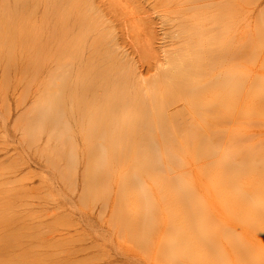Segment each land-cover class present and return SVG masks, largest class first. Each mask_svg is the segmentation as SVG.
<instances>
[{
	"label": "bare ground",
	"instance_id": "bare-ground-1",
	"mask_svg": "<svg viewBox=\"0 0 264 264\" xmlns=\"http://www.w3.org/2000/svg\"><path fill=\"white\" fill-rule=\"evenodd\" d=\"M181 1L192 19L179 25L184 45L147 87L117 54L91 56L80 87L68 86L64 114L82 107L87 118L86 187L106 196L116 184L114 219L125 238L164 264H264V136L253 131L264 125V12L242 27L250 0ZM5 12L1 38L9 20L20 18ZM14 49H0L5 77L23 69L17 58L24 50ZM74 98L81 106L73 107ZM57 106H49L53 117ZM189 111L203 126L184 122ZM7 206L0 209V264H44L23 239L26 224Z\"/></svg>",
	"mask_w": 264,
	"mask_h": 264
},
{
	"label": "rangeland",
	"instance_id": "rangeland-1",
	"mask_svg": "<svg viewBox=\"0 0 264 264\" xmlns=\"http://www.w3.org/2000/svg\"><path fill=\"white\" fill-rule=\"evenodd\" d=\"M180 3L0 0V28L8 22L3 12L20 17L9 20L11 29L0 37V49L24 50V58H17L22 70L9 69L8 64L5 77L0 67V209L9 204L15 217L22 218L27 226L23 239L36 246L35 255L47 259L44 264H164L125 238L122 224L114 219L116 184L106 196L87 190L88 156L82 133L87 118L80 113L82 107L73 115L63 110L70 95L68 86L80 87L78 78L91 56L124 55L144 87L167 69L170 55L176 54L187 36L179 25L192 22L181 12ZM242 9L240 25L252 27L264 12V0H250ZM33 50L38 52L36 60ZM78 102L81 106L80 99L74 98L73 107ZM51 105H58L57 117L49 113ZM178 108L180 104L174 111ZM192 116L190 111L184 114L187 125L203 126L196 114ZM234 119L232 127L237 124ZM253 131L256 137L264 136V125ZM60 135L68 140L61 141ZM228 135L224 133L223 143Z\"/></svg>",
	"mask_w": 264,
	"mask_h": 264
}]
</instances>
